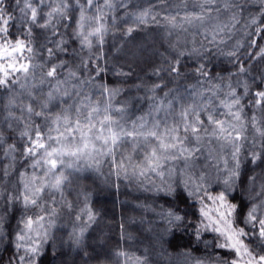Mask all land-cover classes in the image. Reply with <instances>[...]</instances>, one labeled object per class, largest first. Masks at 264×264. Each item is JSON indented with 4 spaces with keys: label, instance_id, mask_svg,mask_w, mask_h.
<instances>
[{
    "label": "trees",
    "instance_id": "16d2710c",
    "mask_svg": "<svg viewBox=\"0 0 264 264\" xmlns=\"http://www.w3.org/2000/svg\"><path fill=\"white\" fill-rule=\"evenodd\" d=\"M30 2L37 8L38 20L43 21L47 13L60 6L61 0ZM79 2L84 4V0ZM110 2L111 9L104 6V0H94L103 9L105 32L103 41L97 43L93 38L89 49L82 46L75 35L80 16L76 0H67L64 19L54 15L55 32L32 27L27 22L21 12L25 0H4L5 17L11 18L7 25L9 43L25 40L33 52L25 51L23 56H29L32 65L42 67L28 74L11 73L8 85L0 86V264H19L17 258L24 255L25 248L31 247L18 241L17 237L30 231L25 228L28 218L35 221L40 216L44 220L32 226L42 228L35 246L38 249L35 264H196V261L230 264L236 257L229 250L215 246V232L200 231L197 235L201 221L207 223L200 209L205 208L215 218V209L219 205L207 198L202 202V193H194L192 186H185L181 178L173 180L166 188L144 184L145 178L154 180L155 175L149 172L139 175V169L133 167L144 164V155L149 149L143 144L133 149L130 141L122 143L115 150V162L107 155L101 156L99 165L96 162L94 166H84L83 159L76 160L72 167L64 169L67 179L60 191L45 190L35 206L25 205L23 201L25 182L33 172L42 175L44 169H34L33 158L22 154L27 141L21 133L26 125H39L41 131H45V118L29 114L25 106L31 105L34 112L41 111V104L48 99L50 91L55 98L45 110L48 117L68 109V115L74 120L81 101L89 103L85 100L89 97L90 102L101 109L97 119H103L104 107L111 105L113 119L130 128L140 117H146L150 123L152 118L160 115L163 111L149 115L160 101L165 106L171 103L173 113L178 115L181 106L194 101L207 103L196 93L211 96L208 90L214 85L220 86L219 99H227L229 89L226 85L230 83L240 97L243 135L247 140L238 157L240 175L226 196L228 203L242 206L245 216L253 205L261 202L264 160H253V153L264 154V138L256 131L257 128L264 131V106L255 104L254 96L257 91H264V61L246 54L256 53L258 48L264 47V33L256 31L257 27L264 28V23H259L264 20L259 0H236L241 8L232 11L237 13L239 23L230 32L225 30L217 36L215 44L210 42L212 26L232 23V12L224 10L221 0H217L219 13H208L218 16V20L206 22V26H200L198 21L188 24L183 19L186 15L198 14L203 0ZM211 7L215 9L216 5ZM85 8L87 16L95 13L94 7L85 5ZM144 12H147L145 22L137 23L136 18ZM173 16L176 24L182 26L174 27L169 22ZM253 17L257 19V25L250 23ZM30 27L32 31L28 37ZM206 35L209 39H205ZM221 38L226 42L218 43ZM59 39L67 41L65 52H57L55 48ZM252 40L257 45L250 47ZM236 41L244 45L237 53L239 59L227 55L234 50ZM48 48L56 53L51 58ZM18 55L13 53V56ZM61 61L66 67L57 70L55 79L44 76L50 66ZM177 61L181 66L180 73L168 71ZM11 62L0 52V64L6 66ZM18 63L25 61L19 59ZM240 64L246 72H239ZM200 65L204 66L207 76L197 71ZM69 69L77 72V78L58 86L56 81L64 80ZM57 87L60 92L55 91ZM105 89L115 92L110 96ZM64 90L69 95H62ZM212 99L210 107L214 115L231 119L223 115L226 110L219 101L215 97ZM121 108L125 110L123 114L115 111ZM201 118L207 123L205 113H201ZM12 145L16 150L9 155ZM215 147L211 148L213 155L220 151ZM203 151L207 154V149L200 148L201 154ZM229 151L222 154L228 157ZM129 156L131 164L127 159ZM228 158L229 166H232L234 162ZM122 159L124 166L120 167ZM67 160L72 163L71 159ZM214 165L215 161L211 163L197 154L194 165L189 168L198 183L199 176L205 177L203 187L211 196L225 190L223 168L221 166L217 171ZM29 187L33 186L30 184ZM176 210L184 220L169 224L164 213ZM239 211L233 213V219L237 227H243L249 233L243 238L245 244L253 256L264 255V244L256 240L250 224L240 222ZM18 243L23 247L17 249Z\"/></svg>",
    "mask_w": 264,
    "mask_h": 264
},
{
    "label": "snow or ice",
    "instance_id": "6c2138e0",
    "mask_svg": "<svg viewBox=\"0 0 264 264\" xmlns=\"http://www.w3.org/2000/svg\"><path fill=\"white\" fill-rule=\"evenodd\" d=\"M42 2L43 0H37V3ZM259 2L260 8L264 10V0H259ZM3 3L4 0H0V40L3 41V43H0V52L5 54L6 58H10L13 61L6 66L0 64V86H7L11 73L22 72L28 74L34 72L35 68L42 67V65H32L29 62L30 57L23 56L25 51L30 54L33 52V49L29 47V44L25 40L18 39L14 44L9 43L7 25L11 18L5 17V10L2 7ZM76 3L80 8V16L77 21L75 35L79 38L82 46L91 49L93 38L97 43L103 41L105 32L104 17L102 15L103 9L98 4H95L94 0H84V4H80L79 0H76ZM221 3L223 4L224 10L232 12V23L230 25L216 23L212 26L210 42L214 44L217 43V36H220L225 30L230 32L239 23L237 13L232 10L240 9L241 4L236 2V0H221ZM85 5L88 8H95V13L92 16L85 14ZM213 5H216L215 9L211 7ZM104 6L109 9L113 7L110 0H104ZM67 8V0H61L60 6L53 8L43 18V21H40L38 20L37 8L33 6L30 0H25L21 12L24 13L27 22L32 27L48 28L55 32L53 17L55 15L64 19ZM199 8L200 11L198 14L186 15L183 18L184 22L192 24L194 21H198L200 26H206V22L210 23L214 19L218 20V16L214 17L208 14L212 11L216 13L221 11L217 0H203ZM261 14L264 15V11ZM146 16L147 12L141 13L136 18V22H145ZM169 22L174 27L182 26L176 24V18L174 16L170 18ZM250 23L257 25L258 21L253 17ZM259 23H264V20H261ZM31 31L32 28L30 27L28 29V37L31 36ZM131 31L132 29H129V32ZM256 31L264 33V28L257 27ZM205 39H209V36L206 35ZM225 42L221 38L218 43L223 44ZM66 43L67 41L64 39L57 40L55 42L57 52H65L64 45ZM256 45L257 42L255 40L249 41L250 47ZM242 47L244 45L240 41H236L234 50L227 53V55L239 59L237 53ZM13 53L19 55L13 56ZM47 53L49 58L56 54L51 48L47 49ZM246 54L264 61V47L258 48L256 53ZM19 59H23L25 63H18ZM65 67L66 64L63 61L59 64H53L44 72V76L55 79L58 75L57 70L64 69ZM238 68L239 72H246V68L242 64L238 65ZM168 71L179 74L181 71L179 61L170 65ZM197 71L200 75L207 76L203 65H200ZM72 78H77V72L69 69L68 76L64 80H57L56 83L59 86L60 84L68 83ZM226 87L229 89L226 94L227 99H219V92L221 91L219 85H214L213 88L208 90L211 96L205 97L203 93H196L200 100H207V103L200 104L194 101L188 106H181V110L178 113V120H175L171 124L168 123L167 116L171 115L174 109L171 103L165 106L164 102L160 101L149 115L164 111L165 118L163 122L160 119L153 118L149 125L146 117H140L130 128H125L118 120L113 119L110 111L111 105L104 107L103 119H97L101 109L93 105L89 97H85V100H88L89 103L81 101L80 106L76 109L77 116L74 120L68 115V109H63L60 114L54 117L45 115L48 104L55 98L51 91L47 94L48 99L41 104V111L34 112L31 105H26L25 108L29 114L45 118V131L42 132L39 125H26L25 130L21 133V137L27 141V145L23 148L22 154L33 158L32 167L34 169L39 167H43L44 169L42 175L37 176L33 172L31 177L25 182V195L23 196L25 205H37L39 195L45 190L60 191L64 181L67 179L64 175V169L72 167L75 161L79 160L82 156L87 155L92 157L93 153L97 156L107 155L115 162V150L122 143L130 141L133 149L143 144L149 149L144 155V164L133 165L134 169H139V175H144L150 171L162 180L166 174L170 178L176 171L175 165L172 162L182 161L184 165L182 173L185 176V186L190 184L194 193H202L200 197L202 202L207 198L213 204L219 205L215 209V218L208 211H205V208L200 209L201 215L207 223L201 221L200 228L197 229V235H199L200 231L212 230L215 232L217 234V243L215 246L229 250L236 257L230 264H264V255H260L259 257L253 256L248 245L244 242L243 238L249 235L248 231H245L243 227H237L233 219V213H236L239 209L241 216L240 222L250 224L252 229H254L256 240L264 244V185H261V202L253 205L246 213V216L243 213L242 206L228 203L226 196V192L232 190L233 185H235L240 175L238 171L240 167L238 157L243 147V142L247 140V137L243 135L244 125L241 118L240 97L230 83ZM245 89L247 90V85H245ZM55 91L60 92V88L57 87ZM105 91L109 92L110 96L115 92V90L108 89H105ZM61 94L69 95L67 90H64ZM213 97L226 110L223 115L231 119H220L214 115L210 107L213 103ZM254 103L264 106V91H257L255 93ZM82 109L84 110L83 112ZM115 111L123 114L125 110L121 108ZM201 113L206 114L207 123L201 118ZM81 116L83 119H81ZM252 120L255 121V117ZM256 131L264 138V131H261L259 128ZM191 142H195L197 147H188L187 144ZM212 143H215L220 151L218 154L213 155V150L210 149L209 156L215 161L214 167H216L217 171H220L221 166L224 171L223 184L225 185V190L216 196L209 195L206 189H204L203 181L205 177L203 175L199 176L200 183H197L188 172V169L194 165L196 153L200 151V147L205 144L211 145ZM262 147H264V141H262ZM225 148L230 150L228 157L234 162L232 166H229V158L222 154ZM15 150V145L10 146L8 150L9 155L15 152ZM66 157L70 158L72 163H66ZM127 159L131 164V156L127 157ZM253 160H264V154L257 155L253 153ZM119 166H124L123 159L119 162ZM58 168L60 169L59 171H57ZM49 177L50 179H48ZM37 180H39V184H37ZM164 183L167 184V181H164ZM30 184L33 186L31 189L29 187ZM164 215L168 218L169 224L184 220V217L179 215L178 210L167 211ZM43 220V216L38 217L35 221L32 218H28L25 221V228L31 230L34 223L39 225ZM25 239L26 237L24 235L17 237L18 241H24ZM22 247L23 245L21 243L17 244V249ZM37 251L38 249L36 247L25 248L24 255L17 258L19 264H35ZM196 264H202V262L196 261ZM217 264H221V262L217 261Z\"/></svg>",
    "mask_w": 264,
    "mask_h": 264
},
{
    "label": "rangeland",
    "instance_id": "374dc122",
    "mask_svg": "<svg viewBox=\"0 0 264 264\" xmlns=\"http://www.w3.org/2000/svg\"><path fill=\"white\" fill-rule=\"evenodd\" d=\"M154 118L155 119H160L163 122V120L165 118V112L163 111L160 115H157ZM176 118H178V115H176L174 113H172L171 115H168L167 116L168 123L169 124L173 123ZM152 120H153V118L151 119V121ZM151 121H150L149 125L151 124ZM187 146L190 147V148L197 147L195 142L188 143ZM215 146H216L215 143H212L211 145L205 144V145L201 146L200 148L207 149V154H204L205 151H203L202 154L200 152H197L196 156H197V154H199V155H201L202 158L207 159L209 162L212 163V161H214V160L209 156V151H210L211 148H213ZM215 148L217 150H219L217 147H215ZM227 149L225 148L223 150V152H225ZM67 159H65V160H67ZM80 159H83V162L85 164L84 166H86V164H90L91 166H94V165H97L96 162L98 163L101 160V156H97L95 153H93L92 157H89V156L85 155V156H82ZM67 162H69V161L67 160ZM172 163L175 165L176 171L173 173V175L170 178L166 174L165 177L162 180L155 173H152V172L149 171L148 174L155 175V179L152 180V178H149V177L145 178L144 181H143L144 184L152 183V184H154V186H158L159 188H166V187H168V185H170L173 182V180H175L177 178L185 179V176L182 173V169L184 168L183 162L182 161H175V162H172ZM98 165H99V163H98ZM166 167H167V165H166ZM188 172H189V169H188ZM193 179L197 182V178H195V176H193ZM164 181H167V184H165ZM41 229L42 228H40L38 226H35L34 228H32L30 231H28L25 234L26 239L23 242L27 245V247L28 246L29 247H35V246L38 245L39 239H40V230ZM245 259H247V257H245Z\"/></svg>",
    "mask_w": 264,
    "mask_h": 264
}]
</instances>
